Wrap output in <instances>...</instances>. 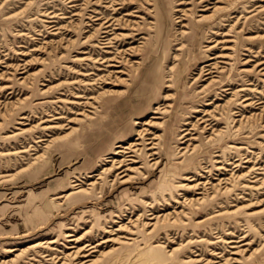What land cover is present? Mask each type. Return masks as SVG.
<instances>
[{"label": "rangeland", "instance_id": "rangeland-1", "mask_svg": "<svg viewBox=\"0 0 264 264\" xmlns=\"http://www.w3.org/2000/svg\"><path fill=\"white\" fill-rule=\"evenodd\" d=\"M0 264H264V0H0Z\"/></svg>", "mask_w": 264, "mask_h": 264}, {"label": "bare ground", "instance_id": "bare-ground-1", "mask_svg": "<svg viewBox=\"0 0 264 264\" xmlns=\"http://www.w3.org/2000/svg\"><path fill=\"white\" fill-rule=\"evenodd\" d=\"M207 65H209V64H207ZM155 112H156V111H155ZM118 147H120V146H118ZM120 151H121V150L118 149L115 153L118 154ZM213 261H214V260H213ZM216 261H217V260H216Z\"/></svg>", "mask_w": 264, "mask_h": 264}]
</instances>
